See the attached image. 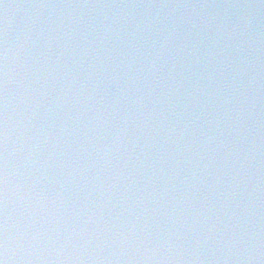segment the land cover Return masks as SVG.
I'll return each mask as SVG.
<instances>
[{
  "label": "clouds",
  "instance_id": "9594fccd",
  "mask_svg": "<svg viewBox=\"0 0 264 264\" xmlns=\"http://www.w3.org/2000/svg\"><path fill=\"white\" fill-rule=\"evenodd\" d=\"M251 26V22L250 21H244L243 22V27L244 28H248ZM0 262H2V264H6V257L4 259H0Z\"/></svg>",
  "mask_w": 264,
  "mask_h": 264
},
{
  "label": "snow or ice",
  "instance_id": "6c2138e0",
  "mask_svg": "<svg viewBox=\"0 0 264 264\" xmlns=\"http://www.w3.org/2000/svg\"><path fill=\"white\" fill-rule=\"evenodd\" d=\"M0 264H2V262H0Z\"/></svg>",
  "mask_w": 264,
  "mask_h": 264
}]
</instances>
